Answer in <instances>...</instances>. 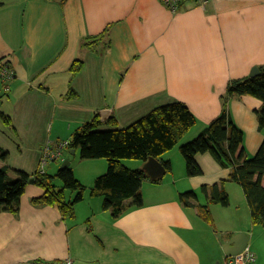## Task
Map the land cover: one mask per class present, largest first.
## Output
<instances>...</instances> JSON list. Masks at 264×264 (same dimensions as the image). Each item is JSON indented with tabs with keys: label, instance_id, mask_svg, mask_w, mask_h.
<instances>
[{
	"label": "crops",
	"instance_id": "obj_1",
	"mask_svg": "<svg viewBox=\"0 0 264 264\" xmlns=\"http://www.w3.org/2000/svg\"><path fill=\"white\" fill-rule=\"evenodd\" d=\"M105 29L108 47L93 51L81 46L83 39ZM75 60L83 64L71 77ZM3 62L14 76L3 82L0 74V107L11 117L8 131L0 130V147L7 152L0 166L32 175L45 143L68 140L100 111L109 109L104 120L114 116L116 127L126 128L176 101L195 117L173 147L179 148L220 114L230 79L249 76L253 67L264 65V0H188L176 13L161 0H0ZM70 87L76 96L66 99ZM261 104L247 94L227 99L228 112L243 132L246 157L255 154L264 137L255 113ZM173 148L159 158L170 169L157 182L143 179L142 205L118 217L103 208L102 196L90 193L94 179L106 171L99 158L71 168L85 186L71 218L61 216L54 205L33 204L43 191L29 182L17 212H0V264L65 258L72 264H225L223 248L237 233L247 237L255 264H264V227L251 223L241 188L230 185L231 167L198 153L202 173L189 177L183 163L174 171ZM77 153L65 149L62 161L73 162L70 157ZM58 168L52 161L45 171L54 174ZM221 180L229 204H209L210 223L197 210L205 203L202 194L191 206L179 199L182 192H198L201 185ZM231 189L240 196L233 203ZM73 196L65 193L66 200Z\"/></svg>",
	"mask_w": 264,
	"mask_h": 264
},
{
	"label": "trees",
	"instance_id": "obj_2",
	"mask_svg": "<svg viewBox=\"0 0 264 264\" xmlns=\"http://www.w3.org/2000/svg\"><path fill=\"white\" fill-rule=\"evenodd\" d=\"M81 46L93 51L98 50L99 46L108 47V30L88 36L83 39ZM82 64L81 60L72 63L69 68L71 77L79 72ZM5 65L9 67L7 62H3L0 69ZM258 70L259 73L255 76L228 81L220 114L192 140L182 144L179 150L185 161L186 175L189 177L202 173L195 159L198 153L207 152L221 167H231L229 179L241 188L249 207L251 223L264 227V183H262L264 137L255 154L246 157L242 146L243 132L235 125L227 109V99L233 95L247 94L259 99L262 104L255 111L257 126L259 130L264 131V65L258 66ZM74 96L76 93L70 87L65 98L70 99ZM0 122L5 126H11L10 115L1 109ZM194 124L195 117L188 107L179 101L154 108L126 128H117L114 116L101 121L99 115L95 114L91 120L84 122L72 132L67 148L78 149L79 156L83 159L106 160V171L94 179L90 193L102 196L103 208L109 209L113 217H118L127 209L142 205L140 188L143 179L147 177L142 168L131 169L121 160L145 161L149 156L159 159L163 153L171 150ZM101 125L112 128L99 129ZM6 157L7 152L0 147V160L5 162ZM162 163L166 170L170 169L169 162ZM29 179H32V183L43 191L40 197L32 199L33 204L54 205L59 209L61 216L73 217L74 205L83 198L85 186L74 176L69 167L58 168L54 174L37 170L29 175L11 169L4 163L0 166V212H17L19 199ZM56 180L61 182L59 187L55 184ZM67 191L74 193L72 200H66ZM198 193L203 195L205 203L197 205V210L203 220L209 223L212 222L209 204L220 206L229 204L224 180L211 185H201L198 192L194 190L182 192L179 194V199L185 206H191V200L196 199ZM128 198L130 201L126 202ZM41 263V260L32 262V264Z\"/></svg>",
	"mask_w": 264,
	"mask_h": 264
},
{
	"label": "built area",
	"instance_id": "obj_3",
	"mask_svg": "<svg viewBox=\"0 0 264 264\" xmlns=\"http://www.w3.org/2000/svg\"><path fill=\"white\" fill-rule=\"evenodd\" d=\"M163 4L168 8L171 13H176L180 8L181 4L188 0H161ZM204 1V0H203ZM1 76L6 79L13 78V71L7 65L0 69ZM68 140H60L55 142H47L40 149V158L38 162V171L43 172L46 166L56 160H62V153L68 147ZM255 254L246 245L239 252L234 255L228 256L225 259V264H255ZM41 264H72V259L65 258L61 260H48L42 261Z\"/></svg>",
	"mask_w": 264,
	"mask_h": 264
},
{
	"label": "water",
	"instance_id": "obj_4",
	"mask_svg": "<svg viewBox=\"0 0 264 264\" xmlns=\"http://www.w3.org/2000/svg\"><path fill=\"white\" fill-rule=\"evenodd\" d=\"M259 73L257 67H253L249 73V76H255ZM110 114V110L100 111V119L104 120V118ZM69 152L71 154L75 153V149H70ZM69 165V161L67 159L63 160L60 164V168H66ZM142 170L145 172L146 176L151 180L160 179L166 172V168L163 163L156 157L149 156L142 164ZM29 182L32 183L33 180L29 179ZM247 245V237L243 233L235 234L223 248L225 256H231L235 253L239 252Z\"/></svg>",
	"mask_w": 264,
	"mask_h": 264
},
{
	"label": "rangeland",
	"instance_id": "obj_5",
	"mask_svg": "<svg viewBox=\"0 0 264 264\" xmlns=\"http://www.w3.org/2000/svg\"><path fill=\"white\" fill-rule=\"evenodd\" d=\"M1 79V78H0ZM3 81V80H2ZM5 81H7V80H4L3 82H5ZM1 85H2V83L0 84V91H1ZM3 98H5V97H3ZM0 109L2 110V109H4V107L2 106V107H0ZM6 110V109H5ZM3 111V110H2ZM1 123V122H0ZM2 124V123H1ZM3 125V124H2ZM0 130H2V131H4L5 133L8 131V129L6 128V126H5V128H1V125H0ZM10 131V130H9ZM193 139V138H192ZM191 139V140H192ZM173 149H177V150H175L176 152H175V155H172V160H173V168H174V171L176 172V171H178L179 170V164L181 165V163H183L184 165H185V161H184V158H183V156H182V154L180 153V150H179V148L178 147H176V148H173ZM11 157V156H10ZM74 159V161L73 162H70L69 160V165H68V167L69 168H72V167H77V169L76 170H78V163H83V164H81V167H83L84 165H86V166H88L89 165V163H92V162H94V161H96V160H94V159H96V158H89V159H83V158H81L80 156H79V153H77L76 155H74V157L73 156H71L70 157V159ZM99 159H101V160H98V161H102V163H105V165H106V167H107V163H106V160L104 159V158H99ZM86 160H89V162H85ZM61 162H62V160L60 161V160H56L55 161V163H56V166H57V168L58 167H60V164H61ZM121 162L123 163H127L128 165L127 166H129V167H131V168H135V166L138 164V163H140V160H137V159H122L121 160ZM81 172H82V169H81ZM10 175H11V173H10ZM169 176H170V174H166L164 177H165V179H167V178H169ZM230 185H233L234 187H236V189H240L239 188V186L236 184V183H234V182H232V184H230ZM238 197H240L239 196V193H237L236 191H233L232 189H231V202L233 203L234 201L236 202L237 201V199H238ZM254 227V226H253ZM255 228H256V226H255Z\"/></svg>",
	"mask_w": 264,
	"mask_h": 264
},
{
	"label": "clouds",
	"instance_id": "obj_6",
	"mask_svg": "<svg viewBox=\"0 0 264 264\" xmlns=\"http://www.w3.org/2000/svg\"><path fill=\"white\" fill-rule=\"evenodd\" d=\"M46 169V168H45ZM38 170V169H37Z\"/></svg>",
	"mask_w": 264,
	"mask_h": 264
}]
</instances>
